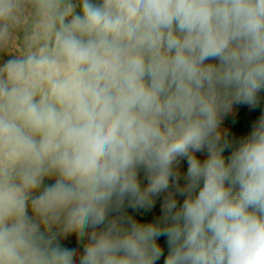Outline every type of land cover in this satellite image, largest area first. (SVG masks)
<instances>
[{
	"label": "clouds",
	"instance_id": "clouds-1",
	"mask_svg": "<svg viewBox=\"0 0 264 264\" xmlns=\"http://www.w3.org/2000/svg\"><path fill=\"white\" fill-rule=\"evenodd\" d=\"M0 264H264V0H0Z\"/></svg>",
	"mask_w": 264,
	"mask_h": 264
}]
</instances>
